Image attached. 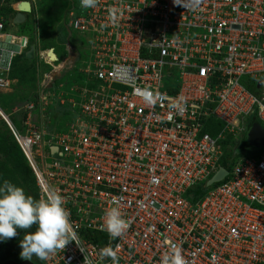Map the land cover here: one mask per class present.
I'll return each instance as SVG.
<instances>
[{
  "label": "built area",
  "instance_id": "2783aa9c",
  "mask_svg": "<svg viewBox=\"0 0 264 264\" xmlns=\"http://www.w3.org/2000/svg\"><path fill=\"white\" fill-rule=\"evenodd\" d=\"M6 1L0 42L18 49L0 47V91L14 84L12 60L31 48L51 65L28 37L4 34ZM110 8L119 9L115 25ZM63 25V61L70 69L84 55L83 79L50 92L52 75L35 102L12 110L25 113L23 131L0 109L38 199L55 186L71 214L72 242L42 263L112 264L99 258L112 246L119 264H160L173 242L187 264H264V148L196 201L187 197L218 172L225 143L238 142L252 116L264 129V0H99L88 9L78 0ZM72 33L87 44L74 54ZM56 102L70 110L60 128L32 122ZM209 121L221 124L214 135ZM116 205L129 227L113 239L104 215Z\"/></svg>",
  "mask_w": 264,
  "mask_h": 264
},
{
  "label": "clouds",
  "instance_id": "9594fccd",
  "mask_svg": "<svg viewBox=\"0 0 264 264\" xmlns=\"http://www.w3.org/2000/svg\"><path fill=\"white\" fill-rule=\"evenodd\" d=\"M19 3H17V5ZM98 3L99 0H80V6L85 9L95 8ZM118 12L119 9L117 8H110L108 10V19L109 22L113 25H115L118 21ZM5 32L6 31L4 28V33ZM64 45L65 44L62 45L63 51H60L61 56H59L56 51H54V49H45L48 52L49 50H52V54L55 57V61L53 62L50 59L51 65L46 64L51 69L50 73L53 72L55 68H59L62 65L64 66L57 72V74H54V82L60 78V72L69 70L66 68V65L68 64L66 63V61H63V59L68 56L66 47ZM69 45L72 48V52L70 53L73 54L80 48V46L78 49L73 48L71 46V43H69ZM25 53L21 55H25ZM34 55L36 56L37 53L34 52ZM80 55L78 56V60L75 59V62L81 59ZM75 62V65L73 64L72 67L76 66ZM2 92L5 93V91ZM142 98L144 102L148 104H152L155 102V94L148 89L143 90ZM2 112L6 116L7 122L9 120L12 124L10 115L8 116L4 111ZM3 122L8 127V124L5 122V120H3ZM225 149L227 148L225 147L224 150ZM260 149L262 150L263 148ZM243 157L249 156H241V158ZM237 161L238 160H236V162ZM236 162H234L233 164H235ZM221 168L225 169L228 173L229 170L222 166ZM221 182L214 185L217 186ZM205 184L206 183L202 185ZM214 185H212L211 187L214 188ZM65 204L66 199L60 194V190L55 186H49L45 191L43 197L37 199L31 195H27L22 187H19L11 183L10 181L5 180L2 184H0V241H6L8 239L14 238L18 235V229L23 230L25 232V235L19 243V247L21 248V252L19 254L20 259L22 261H31L33 257H36L40 261H47L52 255H55L56 252L65 249L66 245L72 242L73 236L75 235V231L70 218L71 214L70 211L65 207ZM33 226H35L34 231H27L29 229H32ZM128 227L129 222L124 218L119 205L113 206L105 212L104 229L111 238L117 239L122 237L127 231ZM182 252V247L178 243L169 242L168 250L162 255L160 264H187V261L185 260ZM99 258L101 260L109 258L112 264H119L117 251L112 246H106L100 249Z\"/></svg>",
  "mask_w": 264,
  "mask_h": 264
},
{
  "label": "trees",
  "instance_id": "16d2710c",
  "mask_svg": "<svg viewBox=\"0 0 264 264\" xmlns=\"http://www.w3.org/2000/svg\"><path fill=\"white\" fill-rule=\"evenodd\" d=\"M22 1H30V0H10V1L7 0L5 2V4L3 5V7L1 8V14L5 17V20H6L5 29L8 27L9 23L10 24L12 23L11 21L14 19V17L18 13L17 11H15L11 7V4L19 3ZM36 5L39 8V14H40V19L38 20L37 27L34 24V21H33V23L30 22L28 24L25 23L22 25H16L15 27H17V29H18L17 35L28 36L30 46L36 47V45H37V47L41 50L48 49L47 46L52 44L51 43L52 40L54 41V40L58 39V41L55 43L56 49L58 48V50L63 51L62 45L66 42L67 32L64 28L63 21H62V23H59V25H57V20L59 18L63 17L67 7L71 5L70 0H40L38 2L36 1ZM31 15H33V12L31 13ZM30 34L33 35V38L30 36ZM35 34H36V36H40L39 40L36 43L33 41ZM22 61L27 62V58L25 57V55L16 56L12 60V69H11V72L9 75L10 79L17 81V77L11 76V73H12L14 67L19 62H22ZM66 82L68 84L69 79H67L65 81V83ZM68 85H72V84H68ZM34 90H35V88L33 90H30V92H33ZM169 92L173 93L174 91H169ZM7 97H8V95H7ZM36 99H37V94L34 92V93H32V97L30 98L29 103L35 102ZM10 106H12V107L7 110V109L3 108V105L0 102V108L5 113L9 112L8 114H10L12 124L18 130L23 131V126L21 123L24 120L23 116H25V113L24 112L18 113L16 115L18 120L16 121L14 118L11 117V116H13L11 110L13 109V107L18 106V104L12 103ZM47 107L48 108H47V111L45 113V115L47 117L50 116L51 110L52 109L54 110V112L51 114V116L54 114V117L51 118L52 125L47 127L48 131L52 132L55 129V127L58 129L59 127H61L65 123V121L68 120V118L70 116V110H69V107L67 104H65L64 106H61L57 102L52 103ZM48 109H49V111H48ZM59 112L61 115L57 114ZM36 114H37V118L35 120L34 116H36ZM32 115H34L32 122L36 125L39 124V118H40L39 110L38 109L35 110L32 113ZM42 115H43V113H42ZM257 122H258L257 119L254 116H252L247 122V131L244 134V136L240 140H238V142H236V141L235 142H228L227 141L225 143L224 147H226L227 149H225V156L222 159V161L220 162L222 167H224L230 171V169L234 163L233 154L238 156L240 154L243 155V153H245V152H250V154H251V153H254V152L256 153V152L261 150L260 148L259 149L252 148L247 143V134L249 132V129L252 126V124L257 123ZM5 126L7 127L6 124H5ZM207 126H208V128L205 129V132H208L210 135H214L221 128V124H219V123L213 124L211 121L207 122ZM6 144H7V149L4 151L3 156L8 157L10 160L13 159V161L11 162V163H13V170L15 171V173H17L20 176V178L23 182V185L19 186V187H22L27 195H31L34 198L38 199V189L36 186L35 177L31 171L30 167L28 166L26 159L24 158L20 149L18 148V146L14 142L10 131H9V135H8V141L6 142ZM210 188H212V187H210ZM210 188H207L205 185H197L188 192L187 197L190 198V195H191L192 196L191 201L194 202L197 199H199L201 196H203ZM199 191H201V192H199ZM192 199H194V200H192ZM34 229H35V226H33L32 229H29L27 231L31 232V231H34ZM20 231L25 235V232L23 230H20ZM20 241L21 240L12 241V238L8 239L6 241H0V260H8V261L12 260L15 262L22 261L20 259V256H19V254L21 252V248L19 247ZM31 261L34 263L35 262L40 263V264L42 263V261L38 260L36 257H33Z\"/></svg>",
  "mask_w": 264,
  "mask_h": 264
},
{
  "label": "rangeland",
  "instance_id": "374dc122",
  "mask_svg": "<svg viewBox=\"0 0 264 264\" xmlns=\"http://www.w3.org/2000/svg\"><path fill=\"white\" fill-rule=\"evenodd\" d=\"M34 1L38 2L40 0H34ZM72 2L77 4L78 0H70V4ZM14 5H16V6H14ZM13 8L17 10V3L13 4ZM35 14H36V16H35ZM61 18H59L57 20V25H59V23H62L63 17H61ZM34 19H37V21H38L40 19V14L34 13ZM8 34L17 35V31L16 30H10V32H8ZM30 36L33 38V35L30 34ZM39 37L40 36H36V34H35L33 41L36 43L39 40ZM76 37H77L76 34L72 33L73 39L71 40V46L73 48H76V49H78L79 46L81 48H84V46L82 45V43L84 41L83 38H79V37L76 38ZM8 41H9V37H6L4 41L0 42V47L7 49V50L13 49L14 51H16L18 48L16 46H10L8 44ZM57 41H58V39L54 40V41L52 40V42H51L52 44L48 45L47 48L48 49H54V51H56V53L59 56H61L60 50H58V48L56 49V46H55V43ZM84 44L87 45L86 41H84ZM82 51H84L85 54H88L87 48H86V51H85V49H82ZM63 54H64V52H63ZM80 58L83 60L78 62L75 67L73 66L71 69H69L67 71L60 72V78L58 80H56V82L58 81V83L59 82L65 83V81L67 79H69L68 84H72V85L79 84V81L81 79H83V75L79 73V70L86 65L85 64L86 59L84 58V56L80 55ZM50 59L52 62L55 61L54 56H52ZM61 67L63 68V65L60 66L59 68L54 67L55 68L54 71L50 73V71H51L50 67L47 66L45 63H43V61L37 55L36 56L34 55L32 58H29V59L27 58V62H24V61L19 62L14 67V69L11 73V76L17 77V81L14 80L15 82H14L13 87L10 90L5 91V93L0 91V102L3 105V108L8 110L9 108L12 107L10 105L12 103H15V104H18V106L13 107V109H19V108L23 107L25 104L29 103V100L32 97V93L35 92L36 94H38V92L40 90H42L46 86V84L49 83L48 81H49V78L52 76V73L57 74L58 69L60 70ZM51 83L54 84V80ZM34 88H35V90L33 92H30V90H33ZM54 90H55L54 87L48 89V91H50V92H52ZM7 95H8V97H7ZM47 108L48 107H46L45 110L42 112L43 113L42 119L39 118V123L45 129H47V127L52 125L51 118L54 117V114L51 116V114L54 112L53 109L50 112V116L47 117L45 115ZM48 111H49V109H48ZM8 113H6V114L9 116L10 114H8ZM57 114H60V112ZM2 115H3V119H6V116L4 114H2ZM34 115H32V119H33ZM11 117L14 118L16 121L18 120L16 115H13ZM34 117H35L34 119L36 120L37 114ZM8 135H9V130L5 126L3 120L1 119L0 120V184H2L5 180H7V181H10L11 183H13L17 186H22L23 182H22L20 176L17 173H15V171L13 170V163H11L13 161V159L10 160L8 157L3 156L4 151L7 149L6 142L8 141ZM262 151H263V149L256 152V153L254 152V153L250 154V152H245V153H243V155L242 154H240V155L241 156H251L253 158H259L260 153ZM240 155L237 156V155L233 154V156H234L233 161L236 162V159L240 160L241 159ZM199 192H201V191H199ZM17 231H18V235L16 237L12 238V241L22 240L24 234L19 229ZM35 264H40V263L35 262ZM41 264H43V263H41Z\"/></svg>",
  "mask_w": 264,
  "mask_h": 264
},
{
  "label": "water",
  "instance_id": "95a60500",
  "mask_svg": "<svg viewBox=\"0 0 264 264\" xmlns=\"http://www.w3.org/2000/svg\"><path fill=\"white\" fill-rule=\"evenodd\" d=\"M17 11L18 13L13 19V24L21 25L25 22L26 15L31 12L30 3L27 1L20 2L17 5ZM48 54H50V58L54 56L52 54V50H49ZM33 56H34V51L32 48L25 53V57L28 59L32 58ZM247 143L252 148H256V149L264 148V129L259 124L254 123L251 126L247 134ZM52 151L54 152L55 148H53ZM226 175H227V171L223 168H220L219 171L209 181L206 182L205 186L208 188L216 183L221 182ZM0 264H35V263L27 260H23L20 262H15L11 260L6 262L0 261Z\"/></svg>",
  "mask_w": 264,
  "mask_h": 264
},
{
  "label": "crops",
  "instance_id": "0c3cea01",
  "mask_svg": "<svg viewBox=\"0 0 264 264\" xmlns=\"http://www.w3.org/2000/svg\"><path fill=\"white\" fill-rule=\"evenodd\" d=\"M30 2V7H31V12L29 13V14H27L26 15V18H25V22L23 23V24H28V23H33V21H34V24L36 25V27H37V25H38V21H37V19H34V13H37V14H39V8L37 7V5H36V1H34V0H30L29 1ZM15 4V3H14ZM11 7L13 8V4H11ZM14 9V8H13ZM15 11H17L16 9H14ZM33 12V15H31V13ZM33 16V17H32ZM35 16H36V14H35ZM33 18V19H32ZM11 22H13V20L11 21ZM22 25V24H21ZM16 25H13L12 23L10 24L9 23V25H8V27L5 29V31H6V33H4V34H8V32H10V30H18L17 29V27H15ZM27 31V30H26ZM9 35H12V34H9ZM58 85V81L56 82H54V84L53 83H51V85L50 86H48V88H52V87H56Z\"/></svg>",
  "mask_w": 264,
  "mask_h": 264
},
{
  "label": "bare ground",
  "instance_id": "6f19581e",
  "mask_svg": "<svg viewBox=\"0 0 264 264\" xmlns=\"http://www.w3.org/2000/svg\"><path fill=\"white\" fill-rule=\"evenodd\" d=\"M14 6H16V5H14ZM64 67V66H63ZM60 69H62V67L60 68ZM58 71H59V69H58ZM52 75H54L53 73H52ZM24 117V116H23ZM7 119V118H6ZM233 152V151H232ZM240 154V153H239ZM194 194V193H193ZM195 195V194H194ZM192 200H194V199H192Z\"/></svg>",
  "mask_w": 264,
  "mask_h": 264
},
{
  "label": "flooded vegetation",
  "instance_id": "af4514ba",
  "mask_svg": "<svg viewBox=\"0 0 264 264\" xmlns=\"http://www.w3.org/2000/svg\"><path fill=\"white\" fill-rule=\"evenodd\" d=\"M1 262H6V261H8V260H0ZM18 262H20V261H18Z\"/></svg>",
  "mask_w": 264,
  "mask_h": 264
}]
</instances>
